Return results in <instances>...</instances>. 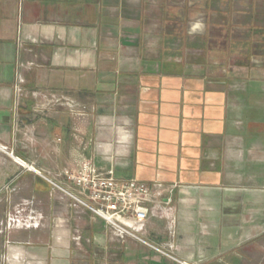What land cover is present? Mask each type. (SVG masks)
I'll list each match as a JSON object with an SVG mask.
<instances>
[{
    "label": "crops",
    "instance_id": "1",
    "mask_svg": "<svg viewBox=\"0 0 264 264\" xmlns=\"http://www.w3.org/2000/svg\"><path fill=\"white\" fill-rule=\"evenodd\" d=\"M83 160L177 185L173 229L75 207L51 181L77 194ZM6 190L44 221L0 232V264H264V0H0Z\"/></svg>",
    "mask_w": 264,
    "mask_h": 264
},
{
    "label": "built area",
    "instance_id": "2",
    "mask_svg": "<svg viewBox=\"0 0 264 264\" xmlns=\"http://www.w3.org/2000/svg\"><path fill=\"white\" fill-rule=\"evenodd\" d=\"M21 92L19 89V93ZM14 160L21 167L41 174L27 162L17 158ZM62 176L75 185L78 193L62 189L51 181L54 187L64 191L74 201L75 207H82L103 219L118 237L140 240L139 232L145 230L151 219L166 220L171 230L174 227L175 205L170 195L178 187L175 184L117 179L111 171H98L89 160H83L74 168H64ZM32 205L33 202H26L27 208H16L8 215L7 230L41 228L44 215L30 208ZM179 263L189 264L184 261Z\"/></svg>",
    "mask_w": 264,
    "mask_h": 264
},
{
    "label": "rangeland",
    "instance_id": "3",
    "mask_svg": "<svg viewBox=\"0 0 264 264\" xmlns=\"http://www.w3.org/2000/svg\"><path fill=\"white\" fill-rule=\"evenodd\" d=\"M51 186L53 187V185H51ZM6 189H8V187ZM56 190H57V192L61 191L58 188ZM7 193H8V190H6L4 193H2L1 196H0V200H2V199L5 200V196L7 195ZM13 193H14V195H18L20 192L16 191V192H13ZM26 202H33V205L30 206V208H34V210L37 213H40V214L43 215L42 211L40 210L41 208L39 207V202L33 196L22 198V199H20V201L16 202V204H14L11 208L9 207L10 209L9 210L7 209L8 212L6 210V207L5 208L0 207V218L3 217L2 220L0 221V232L3 231L5 234H9L11 232L9 229L7 230V218H8V215L13 213L16 208H18V209L20 208V210L27 208L26 207ZM71 202L73 203L74 201L71 200ZM0 205H2V204H0ZM40 205H41V203H40ZM12 231H17V230H12ZM0 234H2V233H0Z\"/></svg>",
    "mask_w": 264,
    "mask_h": 264
}]
</instances>
